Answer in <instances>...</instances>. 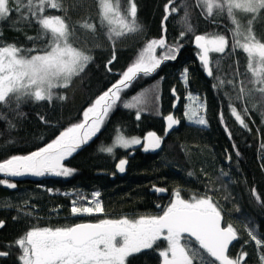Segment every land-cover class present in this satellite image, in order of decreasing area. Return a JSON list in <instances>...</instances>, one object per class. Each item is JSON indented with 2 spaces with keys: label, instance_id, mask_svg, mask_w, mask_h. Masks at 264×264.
Masks as SVG:
<instances>
[{
  "label": "trees",
  "instance_id": "1",
  "mask_svg": "<svg viewBox=\"0 0 264 264\" xmlns=\"http://www.w3.org/2000/svg\"><path fill=\"white\" fill-rule=\"evenodd\" d=\"M61 2L62 8H46L43 15L64 18L69 26V42L92 60L69 87L53 90L65 99L54 97L49 103L23 98L17 104L15 96H10L7 103H0V162L14 155H27L49 143L60 131L80 123L85 109L120 79L149 41L163 37L166 46L158 50V55L166 54L167 46H178L174 53L177 57L163 60L155 72L141 76L121 94L122 101L127 102L139 96V118L137 108H125L119 102L88 146L62 161L65 167L74 169L71 175L49 174L36 182H14L0 176L16 185L9 188L0 184V252L7 253L0 256V264H22L19 257L23 253L15 241L33 228L163 215L177 191L189 201L211 196L221 211L222 226L231 224L237 233L228 256L236 258L246 253L241 264H261L264 245L258 248L248 232L264 240V93L256 90L264 85L254 84L257 76L253 70L259 71L261 66L250 70L247 55L241 48L234 49L233 25L227 13L217 14L214 8L209 16L206 5L198 0H173L169 9L178 11L165 20L168 0H134L142 30L110 40L108 27L100 23L97 0ZM8 7L12 11L0 20V46L15 45L24 50L21 55L38 54L27 51L43 49L47 44L36 17L30 15L23 0L19 5L9 0ZM119 7L126 13L128 0H119ZM186 11L192 31L181 37L185 26L178 21ZM236 16L247 33L253 14L242 16L237 11ZM85 22L95 25V31L80 27ZM221 34L229 44L224 53H209L213 75L206 77L192 40L196 35ZM251 34L254 42L264 43V9L251 25ZM185 93L202 104L206 126L190 122L185 116ZM229 105L241 113L247 127L235 120ZM172 112L179 126L165 136L163 118ZM118 129L124 137L139 138L141 143L115 147L111 154L102 151L112 145ZM149 132L162 137L161 147L153 152L142 146V138ZM121 159L126 160L123 172L116 167ZM152 187L165 189L166 195L158 196ZM94 192L100 193L98 199L104 211L73 216L72 202L79 200L77 206H92L88 201ZM166 248L167 241L160 238L151 249L129 255L125 264H163L159 253Z\"/></svg>",
  "mask_w": 264,
  "mask_h": 264
},
{
  "label": "snow or ice",
  "instance_id": "2",
  "mask_svg": "<svg viewBox=\"0 0 264 264\" xmlns=\"http://www.w3.org/2000/svg\"><path fill=\"white\" fill-rule=\"evenodd\" d=\"M16 2L19 5L21 0ZM23 2L30 15L36 17V23L39 24L41 35L47 40V44L40 50H27L28 53L38 51V54L30 56L21 55L24 50L15 45L0 46V103H7L10 96H15L17 104L23 98L49 103L54 97L65 99L63 96H57L53 90L69 87L73 78L85 70L92 57L73 47L69 42V26L64 18L59 15H43L46 8H62L61 0H23ZM97 3L101 26L108 27L106 34L110 40L142 30L143 26L137 20L134 0H128L129 7L126 13L120 11L119 0H116L115 4L113 0H97ZM172 3L173 0H168V4L165 5V20L170 14L178 11L176 8L169 9ZM198 3L207 6L209 16L213 14L214 8L218 10L217 14L227 13L233 25L231 31L234 49L241 48L247 55L250 70L253 69L254 62L261 66L259 71L253 70V75L257 76L254 84L264 85V43L254 42L255 37L251 34V25L264 9V0H198ZM8 4L9 0H0V20L5 19L12 11ZM16 10L19 11V7ZM237 11L253 14L252 19L248 20L247 33L237 19ZM178 24L185 26L184 31L180 33L181 37L192 31L188 23L187 11ZM80 27L95 31V25L86 22ZM29 39L34 38L29 37ZM242 39L247 42L242 43ZM195 42L200 49L198 55L202 66L205 72L212 76L209 53H224L229 40L222 34L211 37L196 35ZM165 46L163 37L149 41L134 62L120 74V79L85 109L84 118L80 123L72 124L60 131L49 143L27 155H14L0 162V174L71 175L74 169L65 167L62 161L72 156L96 135L110 111L119 102H123L125 108H137L140 102L139 96L132 97L134 102H127L122 101L121 94L141 76H150L155 72L163 60L176 58L174 53L178 51V46H167V54L162 58L155 55L157 47ZM114 59L115 56L112 57V60ZM112 60H109L108 64H111ZM183 78L187 79V70ZM256 90L264 93V86H259ZM240 92L241 95L244 94L243 87ZM189 99H192L191 95ZM202 107L196 103L195 110L191 107L187 108L185 116L190 122L206 126L207 120L199 114ZM229 107L235 120L242 127H247L241 113L235 107L231 105ZM140 111L142 108H137V118ZM164 119L167 122L165 134L179 123L172 114ZM221 122L223 123V116ZM161 142L162 137L155 132H149L144 139L143 148L145 151L156 150L161 147ZM140 143L139 138H125L118 129L112 145L101 150L111 154L117 146L128 148L130 145ZM125 164L126 160L121 159L116 167L123 172ZM0 184H5L9 188L16 187L15 184L3 179H0ZM156 190L165 191L162 188ZM253 194H256L254 189ZM174 196L175 199L164 210L163 215L140 216L136 219L127 217L101 219L96 223H77L56 228H33L15 241L23 253L19 259L22 264H125L129 255L151 249L166 231L167 235L164 239L167 241V248L159 253L163 258V264H217V262L241 264L246 253H241L236 258L227 255L230 242L237 239V233L231 224L221 227V211L212 197H193L189 201L182 199L179 191L175 192ZM99 197V192L92 193V199L88 201L92 206H77L79 200L73 201L71 214L76 216L102 213L104 209ZM257 199H260L259 196ZM0 226H3L2 221ZM248 235L258 248L264 245V240L258 239L252 231H249ZM3 255L7 253L0 252V256ZM261 264H264V255L261 256Z\"/></svg>",
  "mask_w": 264,
  "mask_h": 264
},
{
  "label": "water",
  "instance_id": "3",
  "mask_svg": "<svg viewBox=\"0 0 264 264\" xmlns=\"http://www.w3.org/2000/svg\"><path fill=\"white\" fill-rule=\"evenodd\" d=\"M192 46L198 51V54H199V52H200V49L197 47V44H196V42H195V37L193 38V40H192ZM197 54V60H198V62L202 65V63H201V61H200V59H199V55ZM203 67V66H202ZM203 72H204V75L206 76V77H210L206 72H205V70H204V68H203ZM172 94H174V92L172 91ZM175 95V94H174ZM177 100L174 102V105H173V111L176 109V107H177ZM169 114H172L173 116H174V113L172 112V113H169ZM169 114H167L166 116H168ZM165 116V117H166ZM174 118H175V116H174ZM175 119H177V118H175ZM178 120V119H177ZM179 121V120H178ZM163 125H164V135L165 136H167V135H169L172 131H174L175 129H177V127L179 126V123L178 124H176V125H174L173 126V128L172 129H169L168 130V132H167V134H165V128H166V126H167V122L165 121V119L163 118ZM148 134V133H147ZM147 134L145 135V137L147 136ZM157 134V133H156ZM158 135V134H157ZM159 136V135H158ZM94 137V136H93ZM93 137L86 143V144H84V145H82L75 153H77V152H79L80 150H82L84 147H86V146H88V144L91 142V140L93 139ZM145 137H144V139H145ZM144 142V141H143ZM157 150V149H156ZM153 151H155V150H149V152H153ZM74 154V153H73ZM47 175H49V174H45V175H42V176H36V175H32V174H25V175H21V176H7V175H5V174H0V176L2 177V178H4V179H7V180H11V181H14V182H18V181H31V182H36V181H41L44 177H46ZM156 189H161V188H159V187H152L151 188V191L152 192H155L158 196H164V195H166V190L165 191H163V192H159V191H157ZM163 189V188H162ZM84 223H89V222H84ZM221 227H223L222 226V220H221ZM166 232V231H165ZM237 239H235V240H233V241H231L230 242V245H229V248H228V250H227V255H228V251H229V249H230V247L235 243V241H236ZM212 259H214V258H212Z\"/></svg>",
  "mask_w": 264,
  "mask_h": 264
},
{
  "label": "rangeland",
  "instance_id": "4",
  "mask_svg": "<svg viewBox=\"0 0 264 264\" xmlns=\"http://www.w3.org/2000/svg\"><path fill=\"white\" fill-rule=\"evenodd\" d=\"M206 9H207V6H206ZM241 13V15L243 16V15H245V13H242V12H240ZM214 36V35H213ZM210 37H211V35H210ZM244 42H247V41H244ZM243 42V43H244ZM124 43V41H122L120 44L122 45ZM146 46V45H145ZM145 46H144V48H145ZM143 48V49H144ZM161 48L162 47H157L156 48V50H155V52L157 53L158 52V50L160 49L161 50ZM142 51V50H141ZM156 53H155V55H156ZM140 54V53H139ZM167 54V53H166ZM165 54H162V55H158V53H157V57L158 58H162L163 56H164ZM175 57H177V55L175 56ZM253 66H254V68L255 69H257V67H259V64L258 63H256V62H254L253 63ZM189 96H190V94H188V93H185L184 94V99H185V108L187 109V108H193V110H195L194 109V105L196 104V103H199L200 105H202L196 98H194V96H192L191 95V97H192V99H189ZM201 111H202V108L199 110V114L201 115ZM125 138H127V137H125ZM133 138V137H132ZM128 139H130V138H128ZM141 141V140H140ZM131 146H134V145H130L129 147H131ZM117 147H119V146H117ZM123 148V147H122ZM175 199V198H174ZM84 206H89V205H84ZM82 207V206H81ZM167 235V233L166 234H164L163 233V235L160 237V238H164V236H166Z\"/></svg>",
  "mask_w": 264,
  "mask_h": 264
},
{
  "label": "bare ground",
  "instance_id": "5",
  "mask_svg": "<svg viewBox=\"0 0 264 264\" xmlns=\"http://www.w3.org/2000/svg\"><path fill=\"white\" fill-rule=\"evenodd\" d=\"M176 118V117H175ZM156 133V132H155ZM145 137V136H144ZM144 141V138H142V142ZM231 248V247H230ZM217 264H218V262H217Z\"/></svg>",
  "mask_w": 264,
  "mask_h": 264
},
{
  "label": "flooded vegetation",
  "instance_id": "6",
  "mask_svg": "<svg viewBox=\"0 0 264 264\" xmlns=\"http://www.w3.org/2000/svg\"><path fill=\"white\" fill-rule=\"evenodd\" d=\"M142 146H143V142H142ZM147 152H149V151H147Z\"/></svg>",
  "mask_w": 264,
  "mask_h": 264
}]
</instances>
